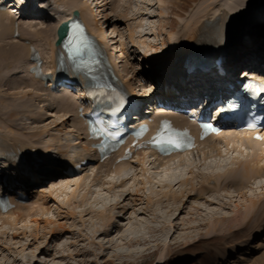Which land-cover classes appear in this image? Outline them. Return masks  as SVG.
Wrapping results in <instances>:
<instances>
[{
    "label": "rangeland",
    "instance_id": "1",
    "mask_svg": "<svg viewBox=\"0 0 264 264\" xmlns=\"http://www.w3.org/2000/svg\"><path fill=\"white\" fill-rule=\"evenodd\" d=\"M22 1L24 0L20 2ZM50 1L56 17L42 18L45 19L42 21L48 22L45 26L56 24L58 18L74 9L80 11V7H72L69 0ZM249 1L109 0L108 6L100 7L99 10L104 11L98 17L103 22L108 44H111L112 30L117 29L116 35L120 34L118 50L124 48L130 55L121 57L122 65L129 66L130 74H145L146 88L138 86L141 83L135 84L137 91L141 89L145 92L154 90V86L160 85L162 81L177 82L173 72L154 79L151 69L161 72L162 66L157 62L151 64L149 60L153 56L167 57L177 42L176 35L188 29L201 12H207L211 5L215 16L217 13L218 16L223 14L224 11L236 16V11L233 13L231 7L239 3L241 9L243 5L240 4ZM83 2L91 5L96 13V0ZM124 11H127L128 17L121 15ZM33 40L37 48L44 49L43 54L49 55L46 53L49 49L45 48L43 37H35ZM27 77L31 79L29 75ZM131 82L136 83L135 77L131 78ZM204 90L202 88L201 92ZM47 93L41 85L11 90L4 84L0 86V99H5L4 103H0V110L5 106L21 110L25 114H15L19 115L18 123L26 126L23 131L42 132L39 136L42 137L43 144L46 141L51 143L53 136L59 134L65 145L73 143L70 151L72 155L83 149L80 146L76 149L77 145L74 144V139L81 132L73 118H66L63 111L51 110L49 115L41 112L43 104L47 103L46 99L49 101L50 98ZM39 94H43L44 101L38 102ZM13 102L14 106H10ZM35 108L38 111L34 122L27 113H33ZM40 115L43 116L42 120L37 121L36 116ZM78 141L83 143L81 145L85 144V139ZM217 143L218 148H213V142H210L203 144L200 150L186 154V165L181 163L180 157L163 161L148 153L143 155L145 162L141 165L136 161L126 165L115 163L113 166L112 162H93L83 173L73 177L72 184L62 190L50 188L47 184L52 182V178L47 177L48 183L39 184L35 189L44 197L39 202L48 200L46 205L50 209H43L37 202L38 197H30L24 207L19 208L26 216L25 221L16 223L15 213L0 216V264H222L219 252L246 240L254 228L251 224L258 219L254 214L257 215V208L261 203L264 204V177L244 179L241 184H229L230 169L237 168L239 161L249 159L253 149L236 142L227 145L222 139ZM259 164L264 165V158ZM88 173L93 177L87 178V187L77 192L78 198L88 193L86 206L73 205L69 210L76 213L68 215L60 203L66 202L76 189L73 183ZM95 175L98 176L97 181L93 180ZM210 176L214 182L210 183L212 190L197 195L201 183L205 184L206 177ZM240 177L235 176L237 182ZM111 183L114 184L113 187ZM196 195L198 198H195ZM251 201H257L256 210L249 207ZM86 207L94 210L85 213ZM103 211L110 215L109 224L101 217ZM245 211L253 216L250 215L251 222L248 227L230 229L228 224H233ZM33 218L41 220V223L36 226ZM259 220L254 223L255 226L259 224ZM25 223L27 226H24ZM59 224L64 227L59 228ZM255 241V247L240 251L227 264H233L241 254L246 253L251 256L246 264H264V234ZM191 242L195 243L189 245ZM133 251L136 255L131 258L128 254ZM162 254L163 261L160 260Z\"/></svg>",
    "mask_w": 264,
    "mask_h": 264
},
{
    "label": "bare ground",
    "instance_id": "2",
    "mask_svg": "<svg viewBox=\"0 0 264 264\" xmlns=\"http://www.w3.org/2000/svg\"><path fill=\"white\" fill-rule=\"evenodd\" d=\"M17 1H21V0H17ZM25 1H28V0H25ZM31 1L32 0H29V2L27 3L28 9L27 10L24 9L21 13H15L12 10L9 11L8 9L3 10L0 7V76H2L0 77V86L4 84L8 85V88L11 90L13 88L26 89L27 87L35 86V85L36 86L41 85L43 87V82H40L39 80L35 79V77H33L32 75H30L31 79L27 77V75H29V68L33 64L30 60L31 53H32L30 45L34 44L33 38L35 37L39 39V36H40V37H43V40L45 39V43H44L45 48L49 49V52L46 51V53L49 55L43 54V57L45 59V68L47 71H52L53 73H55L56 67L59 63L56 57L59 54V52L62 51V44L56 43V39L58 38L57 28L61 24L69 21L71 17L74 15V12L77 11L74 9L70 13H67L66 15L58 18L59 20L57 23L55 22L56 24H53V25L50 24L51 26L49 25L45 26L46 23L48 24V22L42 21V20H45L42 18L44 17L51 18L53 14H56L54 8L51 9V13H50L48 10L45 11L44 6L42 7L41 5H39L40 1L43 2L42 0H38V2L36 1L37 3H34V4H32ZM10 2H16V0H12ZM96 3L98 4V7L96 8V13H95L94 9L90 7L91 5H89L87 2L84 3L83 0L82 1L69 0V4H71L72 7H77V6L80 7V11H79L80 13L78 16L79 18L85 21L89 31L99 37V42L102 43L103 46H108V50H109L108 56H109V59L111 60V64L115 68L116 74L118 75L119 79L122 77L121 78L122 80L121 79L120 80L125 85V87L131 89L137 98L148 99L149 97H152L153 94L151 93V91L141 92V89L137 91V87L135 86V84L141 83L140 85L138 84V86L142 85V87L146 88L145 87L146 85L144 84L145 74H141V73L140 74H130L129 66L122 65L123 60H121V57L122 56L128 57L130 55L127 51H125L124 48L120 51L118 50V47H119L118 37L120 34L116 35L117 33L116 28L112 30L113 31L112 32L113 42L111 44H108V40H106L107 38L105 36V31L103 30V22L101 21V18H99L98 16L102 15L101 13L104 11V10L102 11V9L100 11L99 10L100 7H102V5L103 7L108 6L110 4L109 0H96ZM237 4L239 5V3ZM34 5H37V6L33 10L32 7ZM238 5L235 7H231V10L233 11V13L236 11L237 13L236 16L231 15L227 13L226 11H224L223 14L219 16L217 13L215 16V14L212 11L213 8L211 7V5H209L208 6L209 8L207 7L208 8L207 12L205 13L201 12L196 18L195 22L192 23V25H190L188 29H184L176 35L177 42L174 44L175 46L170 50L167 57L153 56L150 58L149 61L151 64H155L157 62L159 66H162L161 72L151 69L150 73L153 74L154 79L155 77H158V76L161 77L169 72H173V74L175 73L177 75L178 79L183 80L182 81L183 84L181 85L178 84L180 86L182 85L183 86L180 87L181 89L179 88V91L177 94H174L170 89L168 91L164 89L165 93L167 94L171 93L172 96H174L173 98L174 100H177L178 102H184L187 100L190 101L191 98L198 96L199 94L198 87L204 83L201 81V83L199 82L198 84H194L192 79H190L191 78L190 76H192L193 74L192 75L187 74L184 70L186 66V62H188L187 56L189 55V54L186 55L185 53L194 44L198 43L199 45L204 47V46H207V44L211 42L212 47H214L217 50L216 52L217 55H219L221 52L223 53L226 52L228 55L232 53L233 57L231 59L229 58V64L232 65L233 67H239L241 64L248 62V60L246 59H248L250 56H247V55L249 54L252 56H254V54L257 55V52H258L257 49L259 47H256L254 43V38H257L258 36H260L259 35L260 32L258 28L260 27L262 28L264 25V22L260 20L264 17V0H250L246 4L245 3L240 4V6L243 5L241 9H239L240 7ZM38 9L49 13V15L51 16L49 17V16L44 15V17H39L38 19H36L26 14V12L37 13L33 11H36ZM121 15L123 17L124 15L125 17H128L127 11H124V13H122ZM107 21H109V19H107ZM15 30H18L19 36H16L14 34ZM130 36L133 39V34H131ZM245 42H252V44L248 45L249 47H247L246 50H242V51L240 50L239 52H237L240 45L245 46ZM113 43H115L117 46H114ZM117 53H120V54H117ZM203 63H208V61H205ZM261 63H264V59L261 61ZM3 72L4 74H2ZM69 72L71 73V70H69ZM243 72L244 71H242L241 74H243ZM25 73L27 75H22ZM134 77H135L136 83L131 82V78H134ZM203 79L206 83L207 81L206 77H203ZM223 79L228 80V77L223 78ZM168 86L174 87V84L173 85L169 84ZM212 86L215 88H218V91H216V93H219L222 90L223 91L226 90V87L220 84L218 86L216 85H212ZM154 87L155 89H157L156 90L157 92L158 87L156 85ZM164 87L166 88V86ZM45 89L48 91L47 94L48 96H50V98H49V101H48V98L46 99L47 103L43 104V108L41 112H46L45 114L49 115L50 114L49 111L51 110L56 111L57 109L58 111H63L66 118L68 119H70V117L73 118V122L76 125H78V131L81 132L77 135L78 138L74 139V144L77 145L76 149H79L80 147H82L83 149L75 152L72 155L70 154V151H71V146H73V143H68V145H65L63 142H61L62 137L59 134H55L53 136L51 143L46 141L43 144L41 141L42 137H40L43 134L42 132L35 131V130L31 132L30 131L28 132V130L23 131L24 129H26V126H24L22 122H21L22 124L18 123L19 120L17 119L19 115L15 114V113L25 114L21 110L17 109L16 107L8 108V106H5L4 109L0 110L1 113L3 111H6L3 114L6 117L0 114V155L5 158L6 165L14 164L12 162H9V159L11 158L10 155H12L14 151H16L17 154L22 153L24 156L27 157L28 160L30 157L35 156V154L33 153L34 150L36 151L38 150L43 155L55 152L56 153L55 157L56 156L58 157L59 155L58 160L61 159L62 161H64V165L63 163L58 164L57 169L53 170L52 172H49L50 171L49 168L46 169V171H44L43 168H41L46 165L47 163L46 160L51 159L50 157H47L46 159H44L45 161L40 162L38 166H33L32 172L33 174H35L34 177H36L35 178L36 182L30 183L31 182L30 181L29 184H27L25 194H27L31 198L38 197L37 202L42 201L44 197L40 195V192H38L35 189V186L39 184L44 185L48 183L47 177L52 178V182L47 184L48 186L49 185L51 186L50 188H52L53 190H57V189L62 190L64 189V187L67 188V186L72 184L71 182L73 181L72 180L73 177L71 175H67L64 171L67 165L74 163L75 162L74 160L76 159L80 160L86 157L88 158L89 161H100L97 156L93 155L94 151L92 147L90 146V144L85 143L84 145H81L83 143H81V141H78L79 139L81 140L87 137V135L85 137L83 136L82 121L79 118H77V114H78L77 109L79 107V97L83 95V93L75 96L74 94H72L71 91H68L67 89L62 87L61 90L65 91V93L60 95L57 93H53L51 90H49V87ZM23 92H26V91L23 90ZM28 94H32V93L28 92ZM42 95L43 94L38 95L39 96L37 97L38 102L44 101V98L42 97ZM4 100H5L4 98H1L0 103H4ZM10 106H14V102L11 103ZM37 111H38V108L37 109L35 108L33 113L28 112L27 114L29 115V117H32V119H34ZM42 117L43 116L41 115L36 116L37 121H41ZM34 122H35V119H34ZM4 126L5 127L10 126V127H6L5 129H2V127ZM17 129L20 131H17ZM47 133L49 132L47 131ZM251 135H252L251 132H247V131L237 132L232 129H228L222 135L214 136L208 139L209 142L210 141L213 142L215 140L219 142V140L222 139L224 140V142H226L227 145L230 144L231 142H236L240 145H247L253 149V153L251 154L252 156L249 159L243 162L239 161L237 168L230 169L229 184L230 183L233 184L234 182H236L237 184H241L242 181H244V179L250 180L251 178H257L258 176L264 177V165L259 164V161H261L264 158V149H263L264 132H262V136H263L262 140H257V141L253 140ZM67 140L69 139L67 138ZM208 141H206V143H208ZM216 145L218 144L214 142L213 148L216 147ZM140 154H138L139 163H141L142 161L145 162L144 157L140 158ZM145 155H147V153H145ZM185 156L186 155H173L168 161H171L172 159L180 157L181 163L186 165V163L188 164V159ZM65 162H66V165H65ZM205 165H208V164H205ZM237 175L241 176L238 182L235 179V176ZM92 177L93 176L89 175L88 173L86 174V176H83L80 180H76V182L73 183L76 185V189L74 188L75 190L73 191L71 196L66 200V202L60 203L61 205L59 204L61 208H65L67 210L68 215H73L76 213L75 211L69 210V208L72 207L73 205L74 207L75 205L77 206L85 205L86 206L85 203L88 200L87 199L88 193L86 195H82L81 198H78L79 194L77 192L79 189L84 190L87 187V178H92ZM97 177L98 176L95 175L93 180L97 181L98 180ZM213 179H215V177H213ZM211 180H212L211 176L206 177L205 184L201 183L200 188L197 189L198 190L197 195H201L203 193H206L209 190H212L211 188L213 187L212 185L209 184ZM182 185H183V182H182ZM111 186L113 187L114 184H112ZM65 193H67V191ZM197 195L195 196V198H198ZM47 201L48 200L41 202V203L39 202V204L42 207H44L43 209L45 208L50 209L46 205ZM87 204L89 205V203ZM256 205H257V201H251L249 207L256 210ZM18 207L22 208L24 206L19 205ZM19 208L18 210L11 212L12 214L14 213L17 214L15 218L16 223L17 221L23 222L26 220L25 214L20 212L21 210ZM92 210L94 209H92L91 207H86L84 212L87 213L88 211L91 212ZM104 211L102 212V214L101 213L100 214H101V217L104 218L105 223L106 222L108 223L110 222L109 221L110 215L108 216L106 214L107 212H104ZM250 215L252 216V214L247 213V211H245L244 214L242 213L241 215H239L236 221L233 220L235 221L233 224H228L229 228L230 229L231 228L241 229V226L243 227L247 226L251 222ZM6 216H9V215H6ZM254 217L256 218L258 217L257 220H259L260 218L258 222L259 224H257L256 226L254 225V223H256L257 220H255L254 223L251 224V226L253 225L252 227L254 228L252 232L248 235L246 240L241 241L240 243L232 244L226 250L219 252L220 253L219 258L222 260L221 261L222 264H227L228 262H230L232 260V257L238 254L240 251H245L247 248L255 247L254 246V244L256 243L255 240L260 238V236L264 234V204L262 205L261 203V205H259V207L257 208V215L255 213ZM33 220L37 224L36 226H38L41 223V220L39 219L33 218ZM44 221L45 222L43 223L45 224L46 220ZM48 221L53 223V221L51 220H47V222ZM46 224L45 226L47 227ZM24 226H27L26 223ZM63 227H64L63 225L59 224V228H63ZM44 230H45V227H44ZM194 243L195 242H191L189 243V245L194 244ZM189 245H186V246H189ZM134 255H136L134 251L128 254V256L131 258ZM163 259H164V255L162 254L160 255V260L163 261ZM250 260H251L250 255H248L247 253L241 254L240 258L234 261L233 264H246Z\"/></svg>",
    "mask_w": 264,
    "mask_h": 264
},
{
    "label": "snow or ice",
    "instance_id": "3",
    "mask_svg": "<svg viewBox=\"0 0 264 264\" xmlns=\"http://www.w3.org/2000/svg\"><path fill=\"white\" fill-rule=\"evenodd\" d=\"M72 32H73V36H77L79 37V40L81 42V44H83L84 46H87L88 41L87 39L83 36L82 31L80 30V26L78 24H73L72 25ZM71 42V41H70ZM245 87H250V85H245ZM251 126H255V125H251ZM163 129L162 131H160L155 139V143L159 144V145H163V144H167V145H171L174 147H182V141L179 139V133H175L168 125L167 122L164 123L163 125Z\"/></svg>",
    "mask_w": 264,
    "mask_h": 264
},
{
    "label": "water",
    "instance_id": "4",
    "mask_svg": "<svg viewBox=\"0 0 264 264\" xmlns=\"http://www.w3.org/2000/svg\"><path fill=\"white\" fill-rule=\"evenodd\" d=\"M67 24L68 23H64V24H62L60 27H59V29H58V31H57V33L59 34V40H58V42L57 43H61L62 41H63V39L65 38V36H66V31H67Z\"/></svg>",
    "mask_w": 264,
    "mask_h": 264
}]
</instances>
